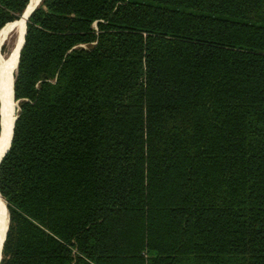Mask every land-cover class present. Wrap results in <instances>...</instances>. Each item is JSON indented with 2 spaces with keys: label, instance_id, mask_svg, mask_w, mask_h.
Listing matches in <instances>:
<instances>
[{
  "label": "trees",
  "instance_id": "16d2710c",
  "mask_svg": "<svg viewBox=\"0 0 264 264\" xmlns=\"http://www.w3.org/2000/svg\"><path fill=\"white\" fill-rule=\"evenodd\" d=\"M15 94L1 263L264 264V0H42Z\"/></svg>",
  "mask_w": 264,
  "mask_h": 264
},
{
  "label": "bare ground",
  "instance_id": "6f19581e",
  "mask_svg": "<svg viewBox=\"0 0 264 264\" xmlns=\"http://www.w3.org/2000/svg\"><path fill=\"white\" fill-rule=\"evenodd\" d=\"M37 0H31L28 4L27 9L21 14L20 19H17L14 23L9 26L3 27V32L0 35V46L4 44L6 38L14 31V38L12 40L10 49L7 53L3 54V58L0 61V108L2 112V123L7 126V131L4 132L3 142H0V156L2 155L5 148L9 145L10 131L14 120V78L17 69V63L19 58V50L23 41V34L25 31V21L28 11L35 5ZM9 24V23H8ZM11 38V37H10ZM1 49V47H0ZM8 218L7 203L0 194V249L1 243L4 237L5 222Z\"/></svg>",
  "mask_w": 264,
  "mask_h": 264
},
{
  "label": "water",
  "instance_id": "95a60500",
  "mask_svg": "<svg viewBox=\"0 0 264 264\" xmlns=\"http://www.w3.org/2000/svg\"><path fill=\"white\" fill-rule=\"evenodd\" d=\"M42 0H37L35 5L28 11L27 13V16H26V21H25V31H24V34H23V41L21 43V46H20V50H19V58H18V63H17V68H18V65H19V60H20V55H21V50L23 48V45L25 43V37H26V32H27V20H28V17L29 15L32 13V11L40 4ZM31 2V0H29V2L27 3L25 9L23 10L22 14L25 12V10L27 9V6L28 4ZM14 98H15V78H14ZM17 114L15 115V119L13 120V124H12V128L10 131V141H9V145L5 148V150L3 151L2 155L0 156V163L4 157V155L6 154V152L9 150L10 146H11V143H12V140H13V135H14V127H15V122H16V119H17ZM7 126H4L3 123H2V119H1V130H0V142H3V135H4V132L7 131ZM7 210H8V218L5 222V230H4V237H3V241L1 243V249H0V264H1V260H2V256H3V248H4V243H5V240H6V237H7V233H8V229H9V226H10V211H9V208H8V205H7Z\"/></svg>",
  "mask_w": 264,
  "mask_h": 264
},
{
  "label": "rangeland",
  "instance_id": "374dc122",
  "mask_svg": "<svg viewBox=\"0 0 264 264\" xmlns=\"http://www.w3.org/2000/svg\"><path fill=\"white\" fill-rule=\"evenodd\" d=\"M20 17V16H19ZM18 19H20V18H18ZM17 19H15V20H13V21H10V23L9 24H7L6 25V27L5 28H7V26L8 25H10V24H12V23H14L15 21H16ZM93 25L94 26H96L97 27V23L96 22H94L93 23ZM4 28V29H5ZM3 29V30H4ZM2 31V30H1ZM3 32V31H2ZM1 32V33H2ZM1 33H0V35H1ZM11 37V38H10ZM13 38H14V31H11V33L8 35V37L6 38V41L4 42V44H2L0 47H1V49H0V57H2L3 56V54H5V52L7 53V50H9L10 49V46H11V43H12V40H13ZM81 45H90V44H92V42L91 43H84V42H82V43H80ZM1 61V60H0ZM17 72H18V68L16 69V72H15V80H16V77H17ZM23 98L22 97H17L16 96V94H15V98H13V107H14V119H15V115L17 114L18 115V112H19V110H20V106H21V100H22ZM1 109V108H0ZM2 110H0V112H1ZM1 119H2V112H1ZM3 122V121H2ZM4 197V196H3ZM5 198V197H4ZM6 200V199H5ZM3 257V259H4V257H5V253H4V255L2 256ZM3 259H2V261H3ZM1 264H3V262L1 263Z\"/></svg>",
  "mask_w": 264,
  "mask_h": 264
}]
</instances>
